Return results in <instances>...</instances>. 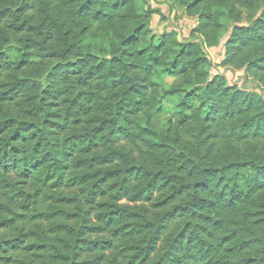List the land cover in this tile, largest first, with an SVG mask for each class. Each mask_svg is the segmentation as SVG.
I'll return each instance as SVG.
<instances>
[{"label": "trees", "instance_id": "trees-1", "mask_svg": "<svg viewBox=\"0 0 264 264\" xmlns=\"http://www.w3.org/2000/svg\"><path fill=\"white\" fill-rule=\"evenodd\" d=\"M173 3L0 0V264H264V0Z\"/></svg>", "mask_w": 264, "mask_h": 264}, {"label": "rangeland", "instance_id": "rangeland-1", "mask_svg": "<svg viewBox=\"0 0 264 264\" xmlns=\"http://www.w3.org/2000/svg\"><path fill=\"white\" fill-rule=\"evenodd\" d=\"M150 6L155 9H160L163 13V19L159 16H153L151 20V29L154 34L161 35L168 32H176L178 38L182 42H193L198 41L197 37L191 36V31L196 27L197 19L188 18L185 15L183 9H181L177 4H174V0H147ZM246 24V23H245ZM231 27L226 34L223 35L220 44L217 47L207 49V53L212 60L214 66L210 70L211 77L215 75H223L227 78L230 85H236L241 89L247 91L257 92L264 98V89L259 86L253 80L246 79L243 71H231L220 67L224 57H225V43L231 32ZM179 82L175 78H165L164 83L167 85ZM175 99H169L165 102V107L167 112L157 116L154 120V125L157 129H162L163 124L170 117L174 111Z\"/></svg>", "mask_w": 264, "mask_h": 264}]
</instances>
